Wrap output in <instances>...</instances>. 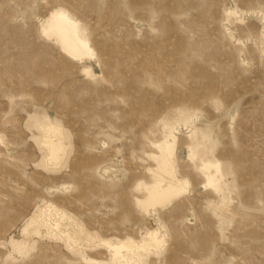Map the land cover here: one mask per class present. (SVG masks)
<instances>
[{"label":"rangeland","instance_id":"374dc122","mask_svg":"<svg viewBox=\"0 0 264 264\" xmlns=\"http://www.w3.org/2000/svg\"><path fill=\"white\" fill-rule=\"evenodd\" d=\"M0 264H264V0H0Z\"/></svg>","mask_w":264,"mask_h":264},{"label":"bare ground","instance_id":"6f19581e","mask_svg":"<svg viewBox=\"0 0 264 264\" xmlns=\"http://www.w3.org/2000/svg\"><path fill=\"white\" fill-rule=\"evenodd\" d=\"M57 22H58V26L56 25L57 27L53 30V34L56 36L58 42L60 43V46H62V49H64L67 53H70L71 55L79 59L83 56H91V53L87 51L86 46L83 44V42L81 43V41L77 38L76 36L77 34H75L74 32V23L67 17L59 18ZM60 135H61V131L58 128L54 126H50L47 128V135L45 137L44 144H46L47 149L49 150V154H50L49 160L50 161L52 160L55 164H59L66 154V146L63 142V138L59 137ZM53 137H58V139L54 140ZM156 159L159 162V168L154 172V179H155L154 183L148 188L149 196H150L149 203H151L152 205L162 202L164 199H167L172 195L176 194L177 192L184 190L185 186L189 184L187 180H183V179L181 180L176 175L171 157L167 159H161L157 157ZM203 165H204L203 170L206 172L211 171L213 169L218 170L217 166H213L208 163H205ZM58 228H60L58 224L52 227L50 226L49 233H53L54 230H58ZM26 229L31 230L34 233L33 235L36 234V236H41L39 235L42 232V228L40 225L31 224V226L27 227ZM156 233L155 232L154 233L152 232L150 234L148 233V240L142 241L141 244H138L134 240L124 241L119 244H112L110 242H105V244L111 250H113V255L115 252V256L119 257L121 256L124 250L129 252H135L140 249H149L152 245L154 246L155 244L158 243V238ZM83 234L85 233L83 232ZM65 237H67L66 239H68L69 241L72 239L73 236L72 235L70 236V234L68 233L67 235H65ZM102 241L104 240H101V242Z\"/></svg>","mask_w":264,"mask_h":264}]
</instances>
